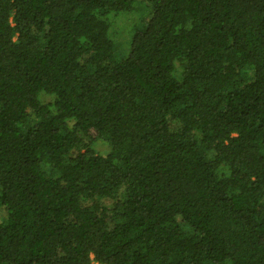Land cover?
I'll return each instance as SVG.
<instances>
[{"label": "trees", "instance_id": "obj_1", "mask_svg": "<svg viewBox=\"0 0 264 264\" xmlns=\"http://www.w3.org/2000/svg\"><path fill=\"white\" fill-rule=\"evenodd\" d=\"M0 264H264V0H0Z\"/></svg>", "mask_w": 264, "mask_h": 264}, {"label": "rangeland", "instance_id": "obj_2", "mask_svg": "<svg viewBox=\"0 0 264 264\" xmlns=\"http://www.w3.org/2000/svg\"><path fill=\"white\" fill-rule=\"evenodd\" d=\"M117 18V19H116ZM112 23L114 24L115 31L112 30L113 24L110 23V30H109V36L111 40L113 41L116 52L118 53L119 58H124L127 55V50L129 48V41L131 38V35L135 28L138 25H135L134 23L137 21V16L132 14H126L122 13L116 17ZM138 28V27H137ZM44 101H49L50 97H43ZM99 144V150L102 152H105L107 148H105L102 144ZM97 147V146H96ZM102 204L104 206L110 207L113 200L108 198H103L101 200Z\"/></svg>", "mask_w": 264, "mask_h": 264}]
</instances>
